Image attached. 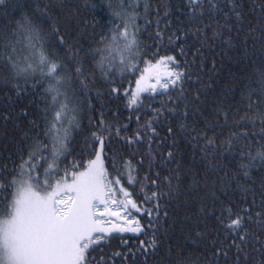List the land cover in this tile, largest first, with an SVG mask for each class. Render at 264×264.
I'll list each match as a JSON object with an SVG mask.
<instances>
[{
  "label": "trees",
  "instance_id": "obj_1",
  "mask_svg": "<svg viewBox=\"0 0 264 264\" xmlns=\"http://www.w3.org/2000/svg\"><path fill=\"white\" fill-rule=\"evenodd\" d=\"M116 11L136 17L141 71L171 56L174 71L183 73L177 85L148 91L136 105L125 93L134 92L140 72L121 75L112 66L118 64L114 58L111 65L105 61L104 72L98 66L102 38L110 40L121 24ZM25 20L39 30L49 58L66 69L59 100L67 99L79 121L58 162L60 175L67 172L70 181L95 158L99 149L92 134L103 120L110 129L104 138L105 169L142 210H132L141 233H112L89 248L85 264H264V160L257 157L264 151V0H4V218L14 193L11 181L31 146L49 143L48 81L39 73L16 76L7 59L9 45L21 63L31 58L25 45L16 43ZM32 162L37 174L46 166L40 154ZM237 217L241 227L230 230Z\"/></svg>",
  "mask_w": 264,
  "mask_h": 264
},
{
  "label": "snow or ice",
  "instance_id": "obj_2",
  "mask_svg": "<svg viewBox=\"0 0 264 264\" xmlns=\"http://www.w3.org/2000/svg\"><path fill=\"white\" fill-rule=\"evenodd\" d=\"M3 2L0 0V4ZM114 14L121 18V24L112 29L110 40L102 38L104 48L98 51L104 55L98 66L104 72L105 61L111 65L115 53L119 56V62L112 66H116L121 75L140 72L135 92L125 93L131 96L129 103L136 105L139 94L146 90L141 87V82L144 72L148 70L147 64L141 71L136 63L142 49L136 17L130 12L116 11ZM18 34L20 39L16 43L24 44L31 58L25 57L21 63L15 56L16 47L9 45L12 54L7 55V59L16 76L27 79L39 73L40 78L48 81L45 91L51 95V105L45 111V135L49 143L35 142L28 160L21 164L16 178L11 181L14 193L7 218L0 215V264H85L89 248L99 244L112 232L142 231L132 212L140 213L142 210L132 199V194L121 186V180L110 179L105 169L102 153L104 138L110 129L103 120L92 134L99 151L94 153L95 159L89 161L87 170L73 173L71 183L66 179L67 172L60 175L58 162L68 151L72 131L79 127L74 115L76 110L69 108L67 99L59 100L64 95L61 87L67 80L66 69L49 58L40 43L39 30L30 21L25 20L19 25ZM169 64H176L174 57H160L156 66L167 68ZM182 76V72L169 69L163 83L157 77L156 84H160L162 90H167L170 84L177 85ZM152 88L155 91V85ZM45 151L49 153L48 157L43 156ZM37 154L45 160L46 165L39 174L37 164L32 162ZM257 157L264 160V151L258 152ZM155 196L156 193L151 197L146 195L145 200H153ZM144 211L152 215L150 209ZM113 217L117 221L123 219L126 225L135 226H120L112 221ZM105 224L111 227H105ZM241 225L242 218L237 217L229 223L228 228L234 231ZM150 246H155L154 241L150 242Z\"/></svg>",
  "mask_w": 264,
  "mask_h": 264
},
{
  "label": "rangeland",
  "instance_id": "obj_3",
  "mask_svg": "<svg viewBox=\"0 0 264 264\" xmlns=\"http://www.w3.org/2000/svg\"><path fill=\"white\" fill-rule=\"evenodd\" d=\"M113 58L115 59V61L118 63L119 62V56L116 55L115 53L113 54ZM148 70L146 72H144V79L143 81L141 82V87L146 89L145 91H142L139 95H140V98L142 97V95H144L146 92L148 91H153V88H152V85H155V91L157 90H160L161 87H160V84H156V79L157 77L160 78L161 80V83H163L164 79L167 78V74H168V70L171 69L172 71H174L173 69V65L169 64L167 66V68L163 65L157 67L156 64L154 65H151L149 67H147ZM171 85V84H170ZM135 92V90H134ZM139 98V100H140ZM99 151V150H98ZM95 159V158H94ZM102 159L104 161V165H105V160H104V149H103V153H102ZM87 170V167L86 169H84L83 171H86ZM69 183H71V180L68 181ZM131 219V217L129 218ZM112 221L114 223H118L120 226H135V225H126L124 220L121 219L119 221L116 220L115 217L112 218ZM105 227H108L110 228L111 225L110 224H105L104 225ZM142 231H140L139 233H141ZM112 233H131V234H139V233H133V232H112ZM111 233V234H112ZM99 235V234H98Z\"/></svg>",
  "mask_w": 264,
  "mask_h": 264
}]
</instances>
